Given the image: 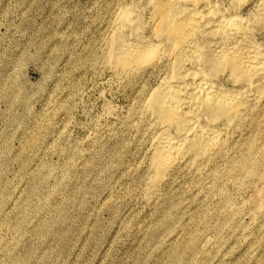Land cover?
<instances>
[{"label": "rangeland", "instance_id": "rangeland-1", "mask_svg": "<svg viewBox=\"0 0 264 264\" xmlns=\"http://www.w3.org/2000/svg\"><path fill=\"white\" fill-rule=\"evenodd\" d=\"M116 1L0 0V264H264L244 168L146 194L140 95L104 65ZM249 152L239 139L229 157Z\"/></svg>", "mask_w": 264, "mask_h": 264}, {"label": "bare ground", "instance_id": "bare-ground-1", "mask_svg": "<svg viewBox=\"0 0 264 264\" xmlns=\"http://www.w3.org/2000/svg\"><path fill=\"white\" fill-rule=\"evenodd\" d=\"M116 2L104 65L118 88L140 95L132 117L148 129L146 194L175 172L209 179L223 160L228 178L244 168L246 182L260 184L250 216L264 228L255 147L264 139V0ZM239 139L250 145L241 162L229 157ZM197 241L190 236L183 255Z\"/></svg>", "mask_w": 264, "mask_h": 264}]
</instances>
